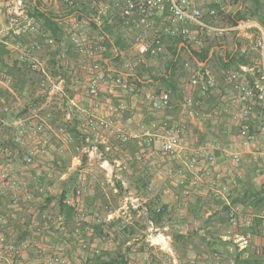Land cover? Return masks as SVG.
<instances>
[{
    "label": "rangeland",
    "instance_id": "374dc122",
    "mask_svg": "<svg viewBox=\"0 0 264 264\" xmlns=\"http://www.w3.org/2000/svg\"><path fill=\"white\" fill-rule=\"evenodd\" d=\"M200 1L204 2L200 5L203 9L213 5L212 0ZM262 2L264 4V0ZM237 6V1L223 0L221 6L217 5L215 8L217 20L214 23L219 27H231L232 20L229 16L232 13L227 12L236 10ZM248 20L257 22L254 19ZM230 34L233 35V32L225 34L221 39L213 35L201 36L199 43L207 46L209 43L223 42ZM241 40L252 48L250 55L257 56L256 35L251 39ZM199 43L190 46L197 49ZM37 56L45 60V69L52 78V83L46 82L41 87V76L31 74L26 69H11L14 76L8 86L10 90L0 82V138L12 135V129H9L11 122L1 113L3 107L9 115L19 116L15 119L31 118L34 111L38 117L33 120L44 124V142L41 141V136L31 135L22 146L14 147L15 158L12 164L19 188L16 196L20 200L26 192L30 199L27 203L20 202V210H14L10 209L9 204L15 192H0V215L9 216L6 219L8 228L6 227L5 235L19 249V254L14 257L1 254L0 264H42L57 246H63L65 264H111L110 261L117 256H124L120 264H229L231 255L237 252L230 251L231 254L227 256L225 252H213L199 237V225H191L192 221H200L202 218V214L192 205L196 194L191 190L198 188L197 183L200 181L186 172L184 179L179 178L175 172L181 164L179 160L170 159L157 149L153 152L142 151L143 148L136 142L123 144L109 138L107 145L99 146L100 155L88 158L84 152L88 148L84 136L88 116L105 117L108 106L117 108L118 104L109 101V93L106 91H101L96 98L87 94L86 76L80 71L74 74L70 69L71 62L80 60L71 50L64 51V56L61 57L53 43L42 49ZM129 58L131 55H124V59ZM185 63L192 66L189 61L179 66V89L182 85L180 81L185 77ZM6 66L8 63L1 60L0 72ZM117 66L121 67L122 63ZM230 69L233 68H228ZM148 71L149 68L143 67L142 74ZM208 71L216 82L223 83L224 71L220 66L208 68ZM52 85L60 89H52ZM115 90L116 88L113 92ZM127 96L122 99L124 110L132 95ZM182 104L180 92L173 93L172 111L176 112L179 108L178 115L183 116H188L190 110L196 111L195 117L202 121L197 106L183 108ZM122 115L120 109H117L112 118L119 123ZM125 116L132 114L128 112ZM125 122L123 120L122 123ZM133 125L134 122L129 124L130 127ZM222 145L225 148L233 147L230 143ZM155 148H158V144ZM27 154L33 156L30 164L24 162ZM141 155H144V160L139 162L137 156ZM105 161L109 166L102 167ZM3 162L0 158V165ZM116 162L120 164L119 167L114 166ZM223 162L226 172L233 173V170L239 168V164H232L227 159ZM241 163L243 166V161ZM123 166L125 169H122ZM168 168L175 169L173 175L167 174ZM226 178L224 185L228 188L232 181L230 176ZM181 180H184L183 184L180 183ZM203 184L206 186L208 183ZM63 191L66 192L64 199L77 204L75 214L69 221L59 212L58 201ZM184 191H189V195L184 196ZM227 191L226 189L224 193ZM127 196L136 200L137 209L125 207L124 198ZM206 198L210 201L215 197L211 194ZM160 206L165 207L166 213L158 224L152 223L160 232L170 237L166 242V249H162L164 242L161 239L154 236L149 238V210ZM80 213L84 214V221L79 220ZM11 215L14 217L10 218ZM97 218L102 220L101 224L95 223ZM185 234L191 235L185 238ZM224 236L230 237L229 243L233 246V230ZM83 245L86 246L85 249L82 248ZM215 253L218 258L214 256Z\"/></svg>",
    "mask_w": 264,
    "mask_h": 264
},
{
    "label": "built area",
    "instance_id": "2783aa9c",
    "mask_svg": "<svg viewBox=\"0 0 264 264\" xmlns=\"http://www.w3.org/2000/svg\"><path fill=\"white\" fill-rule=\"evenodd\" d=\"M63 1L68 12L64 18L66 26L62 31V39L67 38L69 40L74 52L81 60L78 64H71L70 69L74 74L80 71L86 76V91L91 98L98 97L101 91L112 94L114 88H118L126 94L136 92L135 79L129 80L131 77H125L119 73L116 76H111L102 64L103 56L108 52V36L106 37L98 30L104 26V21L120 28L126 36L132 37L133 41L130 48L135 49V52L127 60L122 58V67L129 74L146 65L148 58L162 52L165 37L179 38L192 45L199 43L201 36L213 35V37L221 39L229 32L255 30V48L258 50L259 56L253 61L252 66H239L236 70H226L223 75V82L231 88L232 92H235L234 99L232 95L231 104L233 106L234 101L237 118L240 121L238 131L240 143L243 146H249L256 141L257 134L264 133V124H256L254 120L257 108L264 114V85L258 83H264V28L260 25L251 20H246L238 22L236 26L219 27L214 23L217 20L215 8L203 9L196 3V0ZM212 1L218 5L223 0ZM234 1H237V5L240 4V0ZM85 11L89 15L85 16ZM0 14L6 19L5 35L15 37L32 35L34 39L41 40L42 44L37 40L17 41L10 46V51L14 53L18 66H25L31 72L41 76V87H44L46 82L52 83V78L47 74L43 63L37 58L43 44L50 45L53 43L52 38L36 23L34 17L29 15L24 0H0ZM101 16H105L106 20H102ZM90 24L95 25L97 30L95 36L88 35ZM3 36L0 32V42H2ZM183 71L185 77L180 81L182 83L180 94L183 97V107L201 106L204 100L215 90L217 85L215 78L209 71L193 67L188 63L184 64ZM0 82L5 86L11 85L12 77L7 74V70L0 72ZM54 88L60 89L52 85V89ZM172 96V91L167 88L156 94L148 95L146 100L152 114H159L169 109ZM195 97L197 98L195 99ZM117 109L122 112L125 107L118 105L115 108L110 105L105 117L88 116L85 124L86 133L84 134L85 143L88 146L84 152L88 158L100 155L99 146L107 145L109 138H112L123 144L136 142L143 148L142 151L153 152L157 149L168 158L179 160L181 162L179 168L176 171L168 168L167 174L173 175L175 171L181 179H184V175L188 173L196 180H200L201 176L208 179L215 176L216 180H219L221 175H216V169L219 166L217 153L222 154L232 164H239V153L233 150V147L225 148L216 141L198 148L188 149L185 145L188 128L187 123L183 120H166L156 117L149 124L132 130L120 126L114 121L112 115ZM37 117L32 111L31 118L12 120L10 124L12 135L5 138L6 141L10 140L9 145L0 143V158L4 160L0 165V192H15L10 199V209L20 210L22 207L20 202L27 203L26 201L30 199L26 192L20 200L16 196L19 188L12 160L15 158L14 147L22 146L31 135L34 137L41 136V141L44 142V124L39 120H33ZM156 144H158V148H155ZM143 157L144 155L137 156V160L140 162L144 160ZM32 159L33 156L27 154L24 162L30 164ZM105 166H109L106 161L102 164V167ZM114 166L119 167L120 164L116 162ZM122 169H125V166ZM180 183L183 184L184 180H181ZM213 184L216 185V181H213ZM183 195L188 196L189 191H184ZM222 199L225 205L226 221L233 230V240H231L233 247L237 253H242L254 239L253 229L256 225V215L251 207L242 202L231 201L226 197H222ZM124 202L127 208H138L136 200L130 196L125 197ZM63 203L73 209L77 205L68 199H64ZM154 210L156 213H160L164 208L160 206ZM6 217L0 215V255L6 254L14 257L19 254V249L5 235L6 219L9 216L6 215ZM79 220H85L84 214H79ZM101 221L97 218L95 223L101 224ZM31 222L33 223L34 220ZM149 225L151 234L149 238L154 236L161 239L164 242L162 249H166V242L170 240V237L155 228L152 221L149 222ZM163 230H167V228H163ZM261 235L264 237V228L261 230ZM221 240L223 242L230 241L226 236L222 237ZM82 248L85 249L86 246L83 245ZM62 254L63 246H57L51 256L42 264H65ZM257 254L264 258V246L258 250ZM214 256L219 257L217 253Z\"/></svg>",
    "mask_w": 264,
    "mask_h": 264
},
{
    "label": "crops",
    "instance_id": "0c3cea01",
    "mask_svg": "<svg viewBox=\"0 0 264 264\" xmlns=\"http://www.w3.org/2000/svg\"><path fill=\"white\" fill-rule=\"evenodd\" d=\"M24 2L26 4L29 15L34 17L36 23L40 27H42L41 25H43V21L41 18H38V13H43L51 15L55 18L56 21H59L58 28L61 31L64 30L66 26L64 18L68 10L63 0H24ZM196 3L198 5H202L204 2L196 0ZM212 4L213 7L217 6L213 1ZM219 5L221 6V4H218V6ZM240 7L241 5L239 4L236 10L240 9ZM234 11L235 10H232V12H230L229 10L227 13L233 14ZM85 14V16L89 15L86 11ZM101 18L102 20H106L105 16H101ZM255 23L258 24L257 22ZM5 27L6 19L2 14H0V32L1 35H4L2 38V42H0V62L1 60H4L6 64L8 63V66L4 67L3 70L10 69L14 67V65H18L14 53L10 51V46L13 43L17 41L28 42L29 40H37L42 44L40 39H34V36L32 35L22 37L5 35ZM88 28L90 30L88 35L90 34L95 36L97 34L95 25L90 24ZM112 30L113 31L110 35L105 34L106 37L108 36V45L112 43V40L115 38V36L120 34L127 46L125 49L120 51H118L114 47L108 48V52L103 56L102 64L109 75L116 76L117 73H119L125 77H131L129 78V80L132 78L135 79L134 81L136 85V92L134 94H126L118 88H116V90L118 91L115 90V92H113L112 94H107L109 96V101H114L118 105L123 104L124 101L122 99L124 97H128L127 95H132L128 104L125 105L126 110L122 111L123 115L120 117V124H118L120 126L129 128V124L134 122L133 127H130L131 129H134L139 126L149 124L152 120L156 119V117L166 120H183L187 123L188 128L187 134L185 136V145L188 149L198 148L215 141L221 144H232L233 150L237 151L240 156L239 165L237 166L239 168L233 170V173L231 171L226 172L225 168L223 167V160L225 157L220 153L216 154L219 163V166L216 169V175L220 174L221 178L219 180H216L215 176H212V178L210 179L203 178V176H201V179L199 180L200 183H197L199 187L191 188L193 193L196 194V197L194 198L195 200H192V205L197 211L202 214V218L199 217L200 221L194 220L192 221L193 223H191V225H199V230H197L198 234L200 235L199 237L203 241L204 245L207 244V247L213 252H225V255L227 256L228 254H231L230 251H233L234 247L231 246L229 241H220V238L232 232V230L229 231L230 226L226 221L225 205L222 197L226 196L231 201L244 203L246 206L251 207L254 211L256 215V225L253 229L255 235L254 239L250 246L244 251L242 256L247 257L250 264H264V258L257 254L258 250L262 246H264V237H262L261 235V230L262 228H264V198H262L261 194L259 195V193H261L264 188V133L257 134L256 141L249 146H243L240 143V140L238 138L240 121L237 118V110L234 105V101L233 106L231 104L232 95L234 99L235 92H232L231 88L225 85L224 82H217L215 90H213L210 96L204 100L201 106H197L196 108L200 116L203 118L202 121L206 120L207 122H202L200 121L201 119L196 118V111L190 110V112L188 113L189 117L178 115L179 108L176 112L172 111L171 103L169 109H167L166 111L159 114H152L146 100V97L148 95L154 93L156 94L160 90L166 88V85L162 83L161 78H163L165 74L171 73V70L169 69V63L172 59V54L174 52L175 46H177L178 51V69L182 63L189 61L192 66L196 68L200 67L199 69L204 67L203 69L208 71V68L219 66L218 64L220 58L226 56H228L229 59L233 58V55L237 52L238 49L237 43L239 44L238 51L240 54L250 55V53H252L250 52V49L252 48H250V45L242 43L241 39H251L254 34L256 35V31L251 29L246 32H237V36L239 37L238 41H236L233 37L235 32H233V35H227L223 42L216 43L214 48L210 49L209 58H211V56L213 55V59L211 58V60L207 64L198 63L195 58H191L190 56V49L198 51L199 49L206 46L204 43H199L200 46L196 49L190 46V44L188 43L185 44L180 42L176 44V41L179 40V38L165 37L162 52L156 56L148 58V62L146 63V65L141 66L134 73L129 74L124 71L122 66L118 67L117 64H121L123 62L122 58H124L125 54H128V56H132V54L135 52V49L130 48V44L133 41L131 39L132 37L126 36L120 28ZM45 32H47L50 36V32L48 30H45ZM58 40L52 39L59 56L63 57L64 51H67V49L75 53L71 44L69 43L68 45L66 38H63L59 40V42H56ZM43 47L48 48L49 45L43 44ZM43 47L42 49H44ZM255 50L257 56L254 57V55H250L253 58H251V63H253V61L259 56L258 50ZM38 55H40V53ZM76 56L77 58L79 57L77 54ZM116 57H118L119 59H116ZM39 60L43 63L44 67L46 66L47 68L45 60L41 58ZM73 63L78 64V62ZM73 63L71 62V64ZM229 65V68H233L232 62H229ZM143 67L146 69L149 68V71L146 74H142ZM178 69L174 70V75L176 77ZM139 75L140 79L138 78ZM151 78H153L155 81H153ZM136 80L139 81V84H137ZM250 80L253 81L252 78H250ZM258 83L259 85H264L263 82ZM6 88L10 90V87L8 86H6ZM182 106L183 105H181V107ZM128 112H130L132 116L124 117V114H127ZM180 112L182 114L184 113L183 110H181ZM105 114L107 115L108 113L106 112ZM123 120H126V122L122 123ZM254 120L256 124H264V114L260 111L259 108L256 109ZM241 161H243L244 163L243 166ZM229 176L232 182L230 183V186L226 188L224 183L227 180L226 177ZM240 179L243 181H239ZM213 181H216V185H213ZM203 182L206 184L208 183L207 185L210 184L211 186H203ZM226 189L228 191L224 193ZM218 192H220L221 194ZM211 194H214L215 198H213L214 200L209 201V199H207L206 197L207 195ZM190 235L191 234H187L184 237L188 238ZM237 254H235L234 252V254L231 255L232 259L229 260V264H235V258Z\"/></svg>",
    "mask_w": 264,
    "mask_h": 264
},
{
    "label": "trees",
    "instance_id": "16d2710c",
    "mask_svg": "<svg viewBox=\"0 0 264 264\" xmlns=\"http://www.w3.org/2000/svg\"><path fill=\"white\" fill-rule=\"evenodd\" d=\"M239 2L241 5L240 9L235 10L233 12V14H231L229 16V19L232 20V26H236L238 24V22H240V21H246L248 19H254L257 21V23L261 27L264 28V4H263L262 0H240ZM245 7H247V8H245ZM214 8H217V6H214ZM38 18H41L43 21V25H41L42 26L41 28L44 30H48L50 32V36L52 37V39H56V40L62 39L63 32L58 28V22L59 21H56L55 18L52 17L51 15L43 14V13H38ZM112 29L115 30L116 29L115 26H113L111 24L109 25V24H107V21H104V26L101 27L98 31L101 33L110 35L113 31ZM233 37L236 41H238L239 37L237 36V32H235ZM59 40L56 42H59ZM66 41L69 45L70 42L67 38H66ZM180 42L186 44V42H184L180 39L176 41V44H178ZM215 45H216L215 42L209 43L206 47L201 48L198 51L190 49V56H191V58H195L198 63L207 64L211 60V58L213 59V55L211 56V58H209V52H210V49L214 48ZM237 45H238L237 47L239 49V44L237 43ZM126 46H127V44L123 41L122 36L120 34H118L112 40V43L108 45V48L114 47L118 51H120V50L125 49ZM238 49H237V52L233 55V58L229 59L228 56H226V57L219 59L218 65L221 67V69L224 71V73L226 70H228V68H229L228 66H230L229 62H232L233 68H234L233 70L238 69L239 66H252L253 65V63L250 62L252 57L250 55L240 54ZM116 59H119V58L116 57ZM178 64H179L178 51H177V46H175L174 52L172 54V59L170 60V63H169V69L171 70V73L165 74L163 76V78H161L162 83L165 84L166 88L171 90L172 93H176V92L179 93L180 92V89L178 88L177 77L174 75V70L178 69ZM198 68H200V67H198ZM203 68L204 67H202L201 69L204 70ZM11 69H14V70L15 69L16 70L17 69L18 70L26 69V71L30 72L31 74L39 75V74L31 72L25 66L14 65V67H12L10 69H6L7 74L12 77V80H13L14 75H13ZM138 78L140 79V75ZM151 79L153 81H155L153 78H151ZM136 82H137V84H139V81L136 80ZM6 110L7 109H5L4 107L1 108V113L3 115H6L5 119H7L9 122H11V120H14L15 118L19 117V116L9 115L8 111H6ZM9 129H11V128L9 127ZM9 142H10V140L6 141L5 138H0V143H5L6 145L7 144L9 145ZM260 194L262 195V198H264V188H263L262 192L259 193V195ZM65 196H66V192L63 191L59 197L58 207H59L60 214L64 217V219L66 221H69L73 218V216L75 214V210L63 203ZM48 202H49V199H48ZM165 213L166 212H165V207H164V210L160 213H156L155 210H149L148 214H149L150 221L154 222L155 224H158L161 221V218L163 217V215ZM243 253L244 252L238 253L236 255L235 264H250V262L248 261L249 259L247 257L242 256ZM123 260H124V256H117L115 259H112L110 262H111V264H120L123 262ZM106 263L107 262H100L99 264H106Z\"/></svg>",
    "mask_w": 264,
    "mask_h": 264
}]
</instances>
